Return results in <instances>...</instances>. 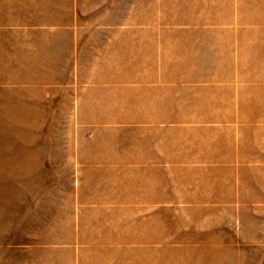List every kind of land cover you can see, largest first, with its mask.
<instances>
[{"label": "rangeland", "instance_id": "1", "mask_svg": "<svg viewBox=\"0 0 264 264\" xmlns=\"http://www.w3.org/2000/svg\"><path fill=\"white\" fill-rule=\"evenodd\" d=\"M0 264H264V0H0Z\"/></svg>", "mask_w": 264, "mask_h": 264}]
</instances>
